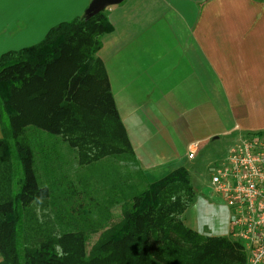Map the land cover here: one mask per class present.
Returning <instances> with one entry per match:
<instances>
[{
	"label": "crops",
	"instance_id": "1",
	"mask_svg": "<svg viewBox=\"0 0 264 264\" xmlns=\"http://www.w3.org/2000/svg\"><path fill=\"white\" fill-rule=\"evenodd\" d=\"M100 11L113 30L96 56L145 185L184 167L193 195L184 225L227 236L229 210L212 197L206 168L223 158L228 134L264 135V0H0V56ZM55 140L32 147L47 176L40 185L60 199L51 164L74 149ZM194 141L201 150L190 158Z\"/></svg>",
	"mask_w": 264,
	"mask_h": 264
},
{
	"label": "trees",
	"instance_id": "2",
	"mask_svg": "<svg viewBox=\"0 0 264 264\" xmlns=\"http://www.w3.org/2000/svg\"><path fill=\"white\" fill-rule=\"evenodd\" d=\"M112 30L106 14L86 12L0 56V264H246L243 246L230 235L204 236L184 225L193 198L184 167L130 193L123 180L113 182L121 197L114 193L104 204L107 210L119 200L115 219L101 205V219L81 226L68 214L38 213L55 198L39 183L29 126L48 139L59 136L79 165L122 154L135 162L96 56ZM87 233L96 236L89 246Z\"/></svg>",
	"mask_w": 264,
	"mask_h": 264
},
{
	"label": "built area",
	"instance_id": "3",
	"mask_svg": "<svg viewBox=\"0 0 264 264\" xmlns=\"http://www.w3.org/2000/svg\"><path fill=\"white\" fill-rule=\"evenodd\" d=\"M221 142L225 153L211 161L209 190L228 206V235L243 246L246 264H264V135L236 132ZM188 149V157L196 158L200 142H192Z\"/></svg>",
	"mask_w": 264,
	"mask_h": 264
},
{
	"label": "rangeland",
	"instance_id": "4",
	"mask_svg": "<svg viewBox=\"0 0 264 264\" xmlns=\"http://www.w3.org/2000/svg\"><path fill=\"white\" fill-rule=\"evenodd\" d=\"M31 128L32 127L29 126V128L25 130V133L30 144H32L35 149L47 143L50 145L56 143L55 138L59 140V137L48 139V137H46L48 135L44 131H35ZM230 141L231 138L228 139V142ZM53 157L54 155L52 154L49 159ZM56 159L55 163L51 164V166H53V169L58 168L56 184H59L60 181V186L57 188L56 193L59 195L60 199L55 198L54 204L48 209L38 211L39 214L43 212L49 214L51 217L55 214H68L69 216L75 217L78 225L81 226L90 218L95 222L98 215L101 219L99 213L102 211V214H104L101 206L106 210L104 202L114 193L118 192L115 190L116 188H112L113 182L116 183L119 182V180H123L126 185H130L131 187L127 190V193H130L131 190L139 191L145 186L139 168L127 154L109 156L91 165H79L76 150L67 149V152L62 150V152L58 153ZM36 170L39 183L41 185L45 184L47 176L41 163H39V165L36 164ZM114 171L119 179H116L115 175H112L110 178L105 175V172L113 173ZM206 171L209 185L210 169L207 167ZM71 183L74 185V189H70L71 187L69 186ZM114 197L118 199V197H121V194L117 193ZM215 199L218 201L217 197H215ZM221 202L223 201L221 200ZM223 204L228 208L224 202ZM119 206L118 200L117 204L114 203L112 206L107 207L106 211L109 212L108 214L111 216V219L118 217L120 210ZM229 214H231L230 210ZM95 239L96 236L94 234L87 233L86 244L89 246Z\"/></svg>",
	"mask_w": 264,
	"mask_h": 264
}]
</instances>
